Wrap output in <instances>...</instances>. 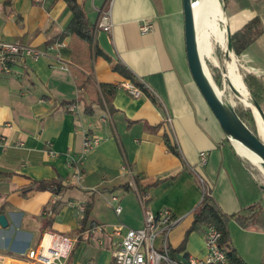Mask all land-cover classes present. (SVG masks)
Wrapping results in <instances>:
<instances>
[{"label": "crops", "instance_id": "crops-1", "mask_svg": "<svg viewBox=\"0 0 264 264\" xmlns=\"http://www.w3.org/2000/svg\"><path fill=\"white\" fill-rule=\"evenodd\" d=\"M76 1L94 26L99 54L92 58L93 83L114 86L125 78H141L152 91L134 97L113 87L110 110L103 99L92 101L76 81V69L85 70L88 63L86 44L65 35L59 41L64 45L47 51L70 22L65 0H0V40L48 54L19 59L0 73V214L7 220L6 227L0 225V264H32L21 253L35 247L47 230L73 239L65 264H112L114 243L120 239L111 233L113 225L122 224L123 234L143 225L144 211L164 208L178 219L168 236L171 257H201L206 228L188 231L203 195L197 176L204 177L206 192L228 214H249L248 206L262 205L264 180L225 137L190 74L182 0ZM229 1L230 12L226 7L224 14L230 32L261 16L263 32L235 59L264 84V0ZM102 12L109 16V30L96 28ZM145 20L154 28L142 34L139 24ZM76 99L78 115L67 108ZM88 131L100 140L76 163L82 174L77 180L66 153L79 157ZM47 141L55 157L45 151ZM204 151L206 161L200 165L198 155ZM58 176L71 185L60 195L20 191L32 180ZM113 195L121 206L118 214ZM55 201L59 204L48 214ZM46 216L51 218L48 227L43 226ZM228 235L247 264H260L263 229L231 221Z\"/></svg>", "mask_w": 264, "mask_h": 264}, {"label": "built area", "instance_id": "built-area-1", "mask_svg": "<svg viewBox=\"0 0 264 264\" xmlns=\"http://www.w3.org/2000/svg\"><path fill=\"white\" fill-rule=\"evenodd\" d=\"M109 30L111 23L106 12H102L97 21L96 28ZM154 28V23L145 20L139 24V31L145 34ZM64 45L62 42H55L48 46V50H53ZM46 50L38 49L19 41L0 40V73L8 71L12 63L19 59L31 58L37 59L46 57ZM65 68V67H64ZM114 88L122 89L134 97L142 95L144 92L152 91L143 79L125 78L114 83ZM78 100H73L68 106V110L78 115ZM170 121V118H167ZM99 136L91 134L89 131L83 135V150L79 157L74 158L70 153H66L67 165L76 169V163L79 162L86 152L99 143ZM45 151L50 157H55L57 152L51 148V143L46 142ZM206 152H200L198 155V164H204L206 161ZM74 176L77 180L82 177L81 172L75 170ZM198 182L202 186V191H207L206 180L203 176H197ZM55 198V197H54ZM54 199H52L53 202ZM114 203L115 213L121 211L118 203V197L113 195L110 199ZM79 210H83L80 206ZM52 214V210L48 212ZM178 219L174 217L172 211L164 208L156 213L144 211L143 225L139 228H127L122 234V224L113 225L111 233L119 236L120 239L114 243L112 250V264H228L225 249L219 244L220 232L214 226H208L204 232L203 244L204 253L201 257L188 256L185 258H172L169 253L168 236L172 227ZM158 239V244H155ZM73 246V239L67 235L47 230L43 232L41 239L35 247L21 253L32 264H65L68 255Z\"/></svg>", "mask_w": 264, "mask_h": 264}, {"label": "trees", "instance_id": "trees-1", "mask_svg": "<svg viewBox=\"0 0 264 264\" xmlns=\"http://www.w3.org/2000/svg\"><path fill=\"white\" fill-rule=\"evenodd\" d=\"M224 1V0H223ZM68 8L71 11V19L63 34L56 39V41H62L65 35L76 36L87 46L88 50V63L83 68L77 70V86L87 90L88 95L91 96L92 101H98L102 103V99L111 109V98L113 94V86L107 83H100L96 86L92 80V58L99 54L96 43L93 40L94 26L88 20L84 9L76 0H65ZM224 3V2H223ZM263 32L261 16L256 14L250 20L245 22L241 27L231 33V45L232 51L238 56L240 55L256 38H258ZM53 40H50L46 45H50ZM213 66V65H212ZM214 67V66H213ZM211 67V75L214 78L216 84L221 86L219 77L215 74L214 68ZM115 69L122 71L121 67L114 66ZM124 72V71H123ZM125 75H130L124 72ZM242 81L245 84L249 97L256 100L258 104L264 101V84L253 73L242 71ZM79 102V99H78ZM248 104L246 106L235 107L240 118L248 125V127L258 136L255 125V117L252 114ZM90 105L86 106L87 110ZM259 137V136H258ZM168 148L173 153H178L175 146L171 144L170 140H165ZM239 152V151H238ZM240 153V152H239ZM242 154V153H241ZM245 156V155H244ZM246 157V156H245ZM246 159H248L246 157ZM249 160V159H248ZM250 161V160H249ZM247 162V161H246ZM251 162V161H250ZM251 168L252 173L258 175L259 169L255 167V164L247 162ZM257 166V165H256ZM258 167V166H257ZM71 185H64L62 179L58 176L52 179L32 180L28 185L23 186L20 191L22 194H26L36 190H51L53 193L61 194V192ZM59 201L53 203L51 209L54 211ZM89 205L84 206V213L86 215ZM264 205L255 203L248 206L249 214L232 213L228 214L223 212L214 198L207 192H203L202 198L198 205L193 209V220L189 228L190 231H204L208 226H214L220 232L219 244L225 249L228 264H247L243 258L236 252L229 242L228 225L231 221H235L240 227H248L255 225L264 230ZM51 222L50 217H45L43 226L48 227ZM183 244L179 247L180 250ZM173 249L169 247V253L172 254ZM165 264V263H164ZM260 264H264V255Z\"/></svg>", "mask_w": 264, "mask_h": 264}, {"label": "water", "instance_id": "water-1", "mask_svg": "<svg viewBox=\"0 0 264 264\" xmlns=\"http://www.w3.org/2000/svg\"><path fill=\"white\" fill-rule=\"evenodd\" d=\"M200 1L201 0H182L185 52L190 74L200 93L218 120L225 137L233 144L237 143L258 156L260 159L259 166L264 172V140L261 137H258L240 118L233 102L222 94H218L219 88L210 74L204 57L200 55L195 18L196 6ZM225 31L226 50L224 55L225 59L229 60L230 54L232 53V32H230V30L226 27ZM223 71V73H226L225 68H223ZM225 80L228 87L237 96V98L243 99V93L233 86L229 78L225 77ZM248 103H250V105L257 111L264 124V112L260 104H258L252 97H249ZM242 104L246 106V104ZM247 107H249L252 114L255 115L252 108L250 106ZM261 188L264 190V185H261ZM0 225L2 227H6L7 225V220L4 214H0Z\"/></svg>", "mask_w": 264, "mask_h": 264}, {"label": "bare ground", "instance_id": "bare-ground-1", "mask_svg": "<svg viewBox=\"0 0 264 264\" xmlns=\"http://www.w3.org/2000/svg\"><path fill=\"white\" fill-rule=\"evenodd\" d=\"M195 18L200 55H202L203 57H208L212 52L211 38L215 37L216 40L220 43H223L225 40L224 30H222L223 28L221 29L219 26V20L223 21L224 19L219 1L201 0L196 6ZM226 76L229 78L233 86L243 93L244 97L242 100L246 102L256 113L258 127L257 129L259 131V134L261 135L260 136L258 134V136L264 140V138L262 137L264 136V124L257 111L250 105V103H248L249 94L247 93L241 75L237 72L235 63L233 61H230L226 65ZM222 90L223 89H218V94H222L223 96H225ZM234 145L240 153L245 155L253 164L257 165L260 168V159L258 156L237 143H235Z\"/></svg>", "mask_w": 264, "mask_h": 264}, {"label": "rangeland", "instance_id": "rangeland-1", "mask_svg": "<svg viewBox=\"0 0 264 264\" xmlns=\"http://www.w3.org/2000/svg\"><path fill=\"white\" fill-rule=\"evenodd\" d=\"M218 1H219V4H220V8L222 10V15H223L224 12H225V10H226V7L227 6L229 7L230 1L229 0H224V1L223 0H218ZM228 7H227V12H230V10H229ZM223 16H224L223 21L219 20V26H220L221 29L223 28L222 30H224L225 40H224L223 43H220V42H218L216 40L215 37H212L211 38L212 52H211V54L208 57H204V59H205V62H206V65H207L209 71H211L210 70L211 67L214 66L213 68H214L215 74L219 77V82L221 83V86L218 85V84H216L214 78L212 77L213 80H214V82H215V84L218 86L219 89H223V93L226 96V98H228L229 100H231V102L234 101L233 102L234 106L237 107V108H239L238 106H241V105L244 106L242 103H244V104H247V103L244 102L242 99H238L237 96L230 90V88L228 87L227 82L225 80V77H227V76H226V73H223L224 72L223 71V68H225V70H226V65L230 61H233L235 63V67H236L237 72L241 75V78H242L241 72L242 71H245V70H243L240 67L239 61H236V59H235V58H239L240 55L237 56L233 51L230 54V59L229 60H226L225 59V55H224L225 54V50H226V31H225V27H226V23L227 22H226L225 14ZM210 74H211V72H210ZM263 104H264V101L260 105H263ZM262 108H263L262 110L264 111V105L262 106ZM254 114H255L254 115V117H255L256 116V113L254 112ZM255 125H256L257 134H259V131L257 129L258 128L257 127V117H255ZM262 137L264 138V136H262ZM246 160H247V162L250 163V161L248 159H246ZM255 167L259 169V173H258L257 176H261L263 178V180H264V172L262 171V169L259 168V167H257L256 165H255ZM263 205H264V201H263L262 206ZM263 209H264V207H263ZM245 215H247V214H245ZM155 244L156 245L158 244V239H156Z\"/></svg>", "mask_w": 264, "mask_h": 264}]
</instances>
